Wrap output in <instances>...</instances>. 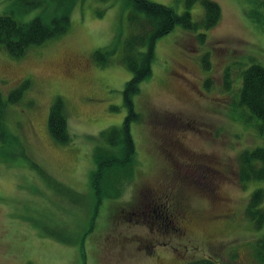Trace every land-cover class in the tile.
Masks as SVG:
<instances>
[{
  "label": "rangeland",
  "instance_id": "1",
  "mask_svg": "<svg viewBox=\"0 0 264 264\" xmlns=\"http://www.w3.org/2000/svg\"><path fill=\"white\" fill-rule=\"evenodd\" d=\"M26 1L0 0V15H45ZM151 1L186 10L184 0ZM213 1L221 7L213 27L177 25L157 40L152 75L133 98L134 161L108 173L100 204L92 178L98 148H108L101 132L130 112L124 90L132 73L122 57L131 1L76 0L62 36L20 58L0 47L3 97L31 81L7 105L12 139L0 141V264H264L256 256L264 223L247 214L264 180L242 184L238 174L241 153L264 147L259 119L239 103L242 71L264 66V7L251 17L248 0ZM192 7L200 20L202 0ZM98 49L112 51L105 66L93 60ZM58 97L68 143L49 131Z\"/></svg>",
  "mask_w": 264,
  "mask_h": 264
},
{
  "label": "trees",
  "instance_id": "2",
  "mask_svg": "<svg viewBox=\"0 0 264 264\" xmlns=\"http://www.w3.org/2000/svg\"><path fill=\"white\" fill-rule=\"evenodd\" d=\"M75 1L27 0L25 9L39 6L45 14L28 22L19 21L11 14H1L0 47H3L10 56L20 58L31 47L43 45L62 36L70 28L71 11ZM130 1L133 5L129 14L130 33L124 41L122 57V62L132 73L124 90L130 112L122 126H112L101 132V137L106 141L108 148L100 147L96 152L97 169L92 184L96 190L98 204L102 202L104 196L108 173L112 170H123L134 161L136 148L131 133V123L139 118V114L134 110L133 98L141 91L142 82L152 75L157 40L170 33L177 25L190 31L205 30L217 24L221 17V7L213 0H202L205 12L200 20H195L191 11L198 0H184L186 10L183 13H178L172 6L151 0ZM248 1L256 6V9L250 11V16L259 17L261 12L257 8L264 7V0ZM205 36V33L199 34L202 41L205 40ZM111 55L110 50L98 49L93 53V60L98 65L105 66ZM203 63L209 64L208 54L203 58ZM30 86L31 81L24 80L17 88L11 90L8 99H5L0 92V141L6 142L12 139L5 125L7 105L18 103ZM239 103L259 119L260 122L256 127L259 133L264 135V66L261 64L252 62L242 71ZM48 126L57 142L70 141L66 103L62 97L56 98L50 108ZM238 174L242 184L264 180V147L247 149L241 153ZM263 200L264 190L257 189L252 193L247 208V214L257 223V227H262L264 223V210L260 208ZM256 256L264 261V237L257 241ZM190 264L217 263L212 259L203 258Z\"/></svg>",
  "mask_w": 264,
  "mask_h": 264
},
{
  "label": "flooded vegetation",
  "instance_id": "3",
  "mask_svg": "<svg viewBox=\"0 0 264 264\" xmlns=\"http://www.w3.org/2000/svg\"><path fill=\"white\" fill-rule=\"evenodd\" d=\"M174 227V226H173ZM147 247V246H146ZM148 248V247H147ZM150 250V248H148ZM151 251V250H150Z\"/></svg>",
  "mask_w": 264,
  "mask_h": 264
}]
</instances>
